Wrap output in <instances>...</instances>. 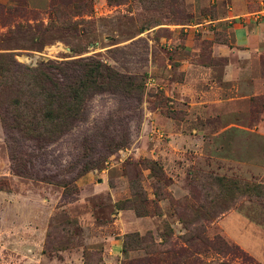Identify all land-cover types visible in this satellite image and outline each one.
Instances as JSON below:
<instances>
[{
  "label": "rangeland",
  "instance_id": "rangeland-1",
  "mask_svg": "<svg viewBox=\"0 0 264 264\" xmlns=\"http://www.w3.org/2000/svg\"><path fill=\"white\" fill-rule=\"evenodd\" d=\"M258 24L264 0H0V264H264ZM44 65L100 76L47 139Z\"/></svg>",
  "mask_w": 264,
  "mask_h": 264
},
{
  "label": "trees",
  "instance_id": "trees-1",
  "mask_svg": "<svg viewBox=\"0 0 264 264\" xmlns=\"http://www.w3.org/2000/svg\"><path fill=\"white\" fill-rule=\"evenodd\" d=\"M0 59L7 60L8 55L0 54ZM14 66L17 64L14 63ZM43 67L45 65L34 70L32 75L36 79L32 85H35L37 92L27 90L28 95L39 106L34 112H38L39 117L32 118L33 122H28L29 125L23 129L29 134L35 132L36 136L42 135L47 139L65 131L71 119L76 117L74 106L79 103V95L97 87L96 79L100 76L89 74L84 79L63 76L62 82L59 83L48 72L53 66L44 68V71Z\"/></svg>",
  "mask_w": 264,
  "mask_h": 264
},
{
  "label": "crops",
  "instance_id": "crops-1",
  "mask_svg": "<svg viewBox=\"0 0 264 264\" xmlns=\"http://www.w3.org/2000/svg\"><path fill=\"white\" fill-rule=\"evenodd\" d=\"M239 29H244L245 31L244 44L245 46L249 45V51L259 50V45H261L260 43H262V39H264V25L258 24L254 27H249V33L244 27H240Z\"/></svg>",
  "mask_w": 264,
  "mask_h": 264
}]
</instances>
